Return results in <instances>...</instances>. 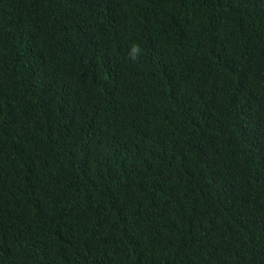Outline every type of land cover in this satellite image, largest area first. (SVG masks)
<instances>
[{
  "label": "trees",
  "instance_id": "trees-1",
  "mask_svg": "<svg viewBox=\"0 0 264 264\" xmlns=\"http://www.w3.org/2000/svg\"><path fill=\"white\" fill-rule=\"evenodd\" d=\"M0 264H264V0H0Z\"/></svg>",
  "mask_w": 264,
  "mask_h": 264
},
{
  "label": "clouds",
  "instance_id": "clouds-1",
  "mask_svg": "<svg viewBox=\"0 0 264 264\" xmlns=\"http://www.w3.org/2000/svg\"><path fill=\"white\" fill-rule=\"evenodd\" d=\"M138 53H139V48H138V46H134V47L132 48L133 59L136 58V55H137Z\"/></svg>",
  "mask_w": 264,
  "mask_h": 264
}]
</instances>
